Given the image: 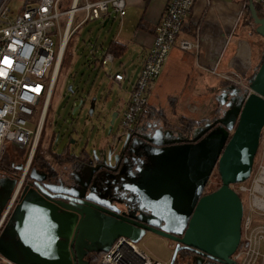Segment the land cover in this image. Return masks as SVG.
<instances>
[{"label": "water", "instance_id": "water-1", "mask_svg": "<svg viewBox=\"0 0 264 264\" xmlns=\"http://www.w3.org/2000/svg\"><path fill=\"white\" fill-rule=\"evenodd\" d=\"M248 6L251 28L264 37V12L251 0ZM245 79L216 87L224 112L203 128L196 120L188 135L153 119L126 134L114 131V114L106 135L83 152L84 171L32 166V181L0 232V253L18 264H89L90 252H106L120 237L137 243L150 232L179 242L169 264L180 243L237 264L232 255L241 242L244 207L230 185L247 180L255 166L264 130V60ZM220 90L232 97L226 102ZM95 105L93 97L90 115ZM215 167L221 185L201 195ZM17 177L0 172V214ZM183 225V236H176L173 230Z\"/></svg>", "mask_w": 264, "mask_h": 264}, {"label": "built area", "instance_id": "built-area-1", "mask_svg": "<svg viewBox=\"0 0 264 264\" xmlns=\"http://www.w3.org/2000/svg\"><path fill=\"white\" fill-rule=\"evenodd\" d=\"M10 1L3 0L0 4V159L4 157L8 143L29 150L17 184L0 214V231L19 202L28 180L70 38L89 21L102 24L127 14V0H71L67 8L63 7L65 0H23L20 11L10 17ZM251 1L264 11V0ZM195 2L168 1L156 27L152 47L121 115L120 127L125 133L143 121L146 111H151L150 89L159 79L169 53L186 28ZM248 3L249 0H245V5ZM78 13H83V17L76 23ZM179 45L185 50L198 47V43L187 38L180 39ZM94 46H90L92 51ZM99 56L93 61L89 59L91 66L110 70L116 61L114 53L105 48L99 51ZM5 57L10 63L4 62ZM108 74L116 81L125 79L121 72L112 74L109 71ZM219 75L228 82L243 83L235 71ZM83 104L84 100L80 101L79 107ZM190 109L195 112L198 106L191 105ZM230 186L240 195L244 207L241 242L232 258L238 264H264V161L255 163L247 180ZM0 264L18 263L0 253ZM96 264L169 262L152 257L131 239L120 237Z\"/></svg>", "mask_w": 264, "mask_h": 264}, {"label": "crops", "instance_id": "crops-1", "mask_svg": "<svg viewBox=\"0 0 264 264\" xmlns=\"http://www.w3.org/2000/svg\"><path fill=\"white\" fill-rule=\"evenodd\" d=\"M168 1L127 0L126 16L110 19L102 24L94 21L102 28H107L110 22L117 20L116 22L119 21L120 23V28L116 36L104 41H98L93 51L90 50L91 47L89 46V52H91L86 54L84 58L86 60L91 58V61H93L94 58L100 57L99 51L109 48L111 41L124 44L126 47L124 54L118 58L116 57V61L111 65L110 70L102 67H95L94 69H105L99 70V72L103 71L101 78L104 77L103 79L109 83L110 88H114L113 85L117 84L122 88L126 87V91L125 97L122 98L113 97V95L109 96L111 92H104L102 88L92 91L93 81L90 83L92 84L90 90L86 91L85 94L79 95V100L75 99L72 105L73 113L79 112V104L82 98L83 100H86V98L88 101L90 100L88 106L90 108L93 97H96L95 111L99 108L106 112L105 121L97 129V134L93 138V147L97 143V138L108 130L114 114L115 123L117 121L120 122L122 112L129 99L130 90L152 47L156 27L163 16ZM244 7L245 0H196L188 16L187 26L180 33L163 66L161 75L156 81H159L155 90L156 97L159 95L158 91L160 88L164 92L177 94L178 92L173 89L175 83L184 85L180 90L181 94L179 97H175L174 93L167 95L168 104L158 100L152 102L149 99L150 112L153 109L154 112L155 109H159L164 118L168 120L166 121L170 124L168 126L176 125L177 127L174 129L179 130L183 124L181 122L182 118L196 121L209 114L214 105L208 106L209 94L215 93L216 87L228 82L219 74L235 71L243 79L253 72L255 66V47L253 46L255 39L250 33V28L249 34L254 41L250 42L243 36L238 35L237 24L241 19V15H245ZM182 38L198 43V47L192 50L182 49L179 45V40ZM109 71L112 74L121 72L125 75V79L116 81L109 76ZM98 75L99 73H96V77ZM215 76L222 79L218 80L220 82L217 85L211 82V77ZM152 88L153 86L150 89L149 97ZM76 90L78 91L77 87H75L74 91ZM191 105H197L198 110L195 112L191 111ZM148 113V111L145 112L143 121L148 117ZM73 130H75V133L78 132L74 126ZM72 136L71 132H69L68 139H73ZM76 142L77 140L74 143ZM65 151L70 153L68 149ZM65 151L62 155L68 154ZM71 152L74 153L73 151Z\"/></svg>", "mask_w": 264, "mask_h": 264}, {"label": "rangeland", "instance_id": "rangeland-1", "mask_svg": "<svg viewBox=\"0 0 264 264\" xmlns=\"http://www.w3.org/2000/svg\"><path fill=\"white\" fill-rule=\"evenodd\" d=\"M70 3L71 0H65L63 2V7L67 8ZM23 4V0H11L9 4L12 10L10 17H15V15L22 8ZM82 4L83 1H81L80 5ZM82 17L83 13H78L76 23H78V21H80ZM116 21L110 22L109 27L107 28H102L96 22H87L80 26L79 29L70 38V43L68 42L69 44H67L63 65L60 69L58 80L52 96L51 107L45 121L43 134L35 153L37 154L38 158L35 159V161L33 160L35 162L34 165H39V163L44 161L47 165L52 164L57 167L60 162H64V164H66L65 160L67 156L63 155V157H59L57 155H62L66 149H68V151L70 152L73 151L78 155L81 154L82 151L88 152L91 150L93 138L97 134V129L104 123L106 112L105 110L98 108L93 115H90V108L88 107L90 100L88 101L87 98L86 100L84 99V104L79 109V112L73 113L72 111V105L75 102V99L79 100V95L85 94L86 91L90 90V87L92 86V84H90L91 82L94 81L92 91L102 88L104 92H111L109 96L113 95V97L118 96L119 98L125 97L126 87L122 88L116 84L113 85L114 88H110L109 83L105 81V79H103L104 77L101 78V73L103 71L99 72V70L105 69L98 70L94 69L95 67L91 68V62L88 59L86 60V58H84L86 54L91 52H89V46H91L92 44L95 45L100 40L104 41L112 38L118 34L120 23L119 21ZM238 22V35L243 36L245 39L251 42L253 40V37L249 34V14L246 13L243 16L241 15V19ZM63 23H65V19H63ZM253 46H255V41ZM257 56L258 53L254 49V62L257 61ZM96 73H99L98 77H96ZM218 80L222 79L218 78V76L211 77V82H213L215 85L220 82ZM158 84L159 81L154 83L149 99L152 102L158 100L164 102L165 104H168L166 96L169 94H173L174 92H164L160 88V90L158 91L159 95L158 97H156L157 95L155 96V90L157 89ZM70 85H72L71 89ZM75 87L78 88V91H74ZM183 87L184 85H181L179 83H175L173 85V89L178 92L177 94L174 93L175 97H179V95L181 94L180 90ZM214 95V92L209 94L210 99L208 101V106L210 107L215 104ZM178 103H180V101H178ZM36 119L34 120V123L36 122ZM166 121L164 120L166 127H172L173 129L177 127L176 125L168 126V123ZM181 122L183 123V126H181V128L178 127L179 130L184 127V125L187 123V120H181ZM73 126L78 130V132L75 133V130H73ZM117 129L121 131L119 121H117L114 126V131H116ZM69 132H71V134L73 135L72 138L77 140L76 143H71L72 139H68ZM105 135V133H102L100 137H104ZM7 146L8 148L3 157L4 164H2V166L6 168L3 170L0 169V172L2 171L8 175H16V173L12 172L9 166H11L13 169H16L17 165L21 163L25 164L29 149L28 147H19L11 143H8ZM260 161H264V134L261 139V144L257 153L255 163ZM64 164L60 166L62 167V170ZM137 244L142 250L146 251L152 257L161 259L162 261L169 262L172 257V242L167 238L161 237L159 235L149 232L139 242H137Z\"/></svg>", "mask_w": 264, "mask_h": 264}, {"label": "flooded vegetation", "instance_id": "flooded-vegetation-1", "mask_svg": "<svg viewBox=\"0 0 264 264\" xmlns=\"http://www.w3.org/2000/svg\"><path fill=\"white\" fill-rule=\"evenodd\" d=\"M250 26H251V24H250ZM250 33L253 35V37L255 39V46L254 47H255V50L258 53V56L256 58L257 61L255 62V66H254V68H255V67H257V65H259V63L262 60H264V37H261L260 35H257L256 33H254L253 28H251V27H250ZM242 81H243L242 84L244 85V83L246 82V79L243 78ZM230 83L231 82H225L223 84V87L225 88V86H227ZM221 91L222 90L218 91V94L219 93H222L223 94L224 92H226V96H223L224 97L223 99L224 100L227 99L226 100V102H227L229 100V98L232 97V95L230 94L231 91H229V90H224V92H221ZM214 101H215V104L212 107L211 111H209V114L207 116L203 117V118H200V120H199L200 121V126L202 128L207 125V122L212 123L220 114H222L224 112L225 105H221L217 101V98L216 97L214 98ZM156 111H159V109H155V112H154V109L152 110V112H149L148 117L146 118V120H144L141 123H139L140 126H144L146 124L147 119H153V120H156L157 122L165 125L164 120H163V117L159 116L156 113ZM167 125H170V124L168 123ZM194 125H195V121L193 123L187 122L184 125V127L182 128V130L185 133V135H188L189 134V130L190 129H193ZM182 126H183V124H182ZM166 128H172V127H166ZM145 130L146 129H143L142 131L145 132ZM83 152L84 151H82V153L79 154V155L76 154V153L70 152L69 153V156H67V158L65 160V163L66 164H64V162H60L57 165V167L54 166V165H52V164L51 165H47V167L45 169L46 172H50V173L57 172L59 174H65V172L67 170H77L78 172L79 171L80 172L84 171V169H85L84 165L81 162H79L81 159L83 160V159H85L87 157V156H85V154ZM62 164H64L63 165V170H62V167H60V166H62ZM11 175H14V174H11ZM62 177L66 180L65 181V184H68L69 180H67L66 176L65 175H62ZM213 177H214V181H213ZM31 181H32L31 179H28L27 182H26V184L29 183V182H31ZM212 182H213V184H212ZM220 185H221V178H220V175H219V173L217 171V168L215 167L214 170L212 171V174L210 176L209 182L206 184V186H205V188H204V190H203V192H202L201 195L210 193V192L218 189L220 187ZM48 198L50 200H52V201L60 200V201L65 202V203L76 204L75 202H72V201L68 200L67 198H63V197L56 198V197H52V195H51ZM181 206L185 207L184 205H180V207ZM178 208H179V206H178ZM185 229H186V226L183 225L181 228H179V230H175L174 229L173 230V233L176 236L181 237V236H183V233L185 232ZM170 241L172 242V247H173L172 256H173L174 251H175L177 245L179 244V242L178 241H175V240H170ZM180 246L182 248H180V250L178 251V253L176 255L175 264H223L220 261H218L217 259H215V258H213V257H211L209 255L200 254L199 252L195 251L194 249L185 248L182 243H180ZM99 253L100 252L93 251V252H90L87 255V259L89 260V264H92L93 263L94 258Z\"/></svg>", "mask_w": 264, "mask_h": 264}, {"label": "trees", "instance_id": "trees-1", "mask_svg": "<svg viewBox=\"0 0 264 264\" xmlns=\"http://www.w3.org/2000/svg\"><path fill=\"white\" fill-rule=\"evenodd\" d=\"M3 2V0H0V4ZM245 14L246 13H248L249 14V12H250V10H249V6H248V4H246L245 5ZM69 43H70V41H69ZM68 43V44H69ZM125 49H126V47L124 46V44H121V43H119V42H115V41H111V43H110V45H109V48H108V50L110 51V52H113L114 53V55L118 58V57H120L121 55H123L124 54V51H125ZM63 65V64H62ZM62 68V67H61ZM77 91V90H76ZM51 107V106H50ZM49 113V112H48ZM159 116H161V117H163V119L166 121V119L164 118V115L160 112V111H157L156 112ZM187 120V122H190V123H193L194 122V120H189V119H185V118H182V121H186ZM182 130V129H181ZM185 130V129H184ZM183 131V130H182ZM42 134H43V132H42ZM65 153H68V154H66V156H69V152H66L65 151ZM36 155V156H35ZM34 155V158H33V160L35 161V159H37L38 158V156H37V154H35ZM59 157H63V155H61V154H57ZM58 157V158H59ZM33 161V165L32 166H34V164H35V162ZM2 164H4V160H3V158L2 159H0V169L1 170H3V169H5L6 167H3L2 166ZM21 164H23V163H21ZM36 166H38L40 169H46V167H47V164L43 161V162H41V163H39V165H36ZM9 168L12 170V172H14V173H16V175H20V170H18V169H13L11 166H9ZM28 179H29V175H28V177H27ZM104 252H100L95 258H94V260H93V263L92 264H96L97 262H98V260L100 259V257L102 256V254H103Z\"/></svg>", "mask_w": 264, "mask_h": 264}, {"label": "snow or ice", "instance_id": "snow-or-ice-1", "mask_svg": "<svg viewBox=\"0 0 264 264\" xmlns=\"http://www.w3.org/2000/svg\"><path fill=\"white\" fill-rule=\"evenodd\" d=\"M4 62H5V63H10V61L8 60L7 57H5Z\"/></svg>", "mask_w": 264, "mask_h": 264}, {"label": "bare ground", "instance_id": "bare-ground-1", "mask_svg": "<svg viewBox=\"0 0 264 264\" xmlns=\"http://www.w3.org/2000/svg\"><path fill=\"white\" fill-rule=\"evenodd\" d=\"M64 45H65V44L62 45V50H64Z\"/></svg>", "mask_w": 264, "mask_h": 264}]
</instances>
